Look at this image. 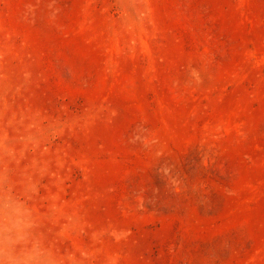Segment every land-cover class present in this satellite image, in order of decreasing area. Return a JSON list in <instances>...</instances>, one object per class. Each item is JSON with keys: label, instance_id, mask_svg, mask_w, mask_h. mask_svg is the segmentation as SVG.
Returning <instances> with one entry per match:
<instances>
[{"label": "rangeland", "instance_id": "1", "mask_svg": "<svg viewBox=\"0 0 264 264\" xmlns=\"http://www.w3.org/2000/svg\"><path fill=\"white\" fill-rule=\"evenodd\" d=\"M0 264H264V0H0Z\"/></svg>", "mask_w": 264, "mask_h": 264}]
</instances>
